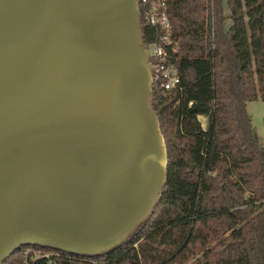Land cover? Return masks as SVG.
Wrapping results in <instances>:
<instances>
[{
	"label": "water",
	"instance_id": "1",
	"mask_svg": "<svg viewBox=\"0 0 264 264\" xmlns=\"http://www.w3.org/2000/svg\"><path fill=\"white\" fill-rule=\"evenodd\" d=\"M137 0H0V263L96 254L152 211L166 152Z\"/></svg>",
	"mask_w": 264,
	"mask_h": 264
},
{
	"label": "trees",
	"instance_id": "2",
	"mask_svg": "<svg viewBox=\"0 0 264 264\" xmlns=\"http://www.w3.org/2000/svg\"><path fill=\"white\" fill-rule=\"evenodd\" d=\"M166 13L179 89L151 86L166 152L152 211L96 254L20 245L0 264H264V147L245 111L264 102V0H166ZM138 21L147 45L157 29Z\"/></svg>",
	"mask_w": 264,
	"mask_h": 264
},
{
	"label": "built area",
	"instance_id": "3",
	"mask_svg": "<svg viewBox=\"0 0 264 264\" xmlns=\"http://www.w3.org/2000/svg\"><path fill=\"white\" fill-rule=\"evenodd\" d=\"M137 6L142 23L157 29L156 38L144 45L151 75L150 86L163 90L179 89L176 67L169 53L174 51V47L170 44L166 0H137Z\"/></svg>",
	"mask_w": 264,
	"mask_h": 264
},
{
	"label": "rangeland",
	"instance_id": "4",
	"mask_svg": "<svg viewBox=\"0 0 264 264\" xmlns=\"http://www.w3.org/2000/svg\"><path fill=\"white\" fill-rule=\"evenodd\" d=\"M225 23H228L227 19L225 20ZM245 111L250 117V127L252 132L256 134L262 146L264 147V102L260 99L247 101L245 103ZM198 120L201 127L205 128L207 123L206 117H199ZM23 252H29V249H24Z\"/></svg>",
	"mask_w": 264,
	"mask_h": 264
},
{
	"label": "crops",
	"instance_id": "5",
	"mask_svg": "<svg viewBox=\"0 0 264 264\" xmlns=\"http://www.w3.org/2000/svg\"><path fill=\"white\" fill-rule=\"evenodd\" d=\"M199 117H204V116H202V115H199L197 118H199Z\"/></svg>",
	"mask_w": 264,
	"mask_h": 264
}]
</instances>
